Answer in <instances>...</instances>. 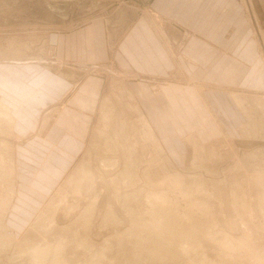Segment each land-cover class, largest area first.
Here are the masks:
<instances>
[{
  "label": "rangeland",
  "instance_id": "1",
  "mask_svg": "<svg viewBox=\"0 0 264 264\" xmlns=\"http://www.w3.org/2000/svg\"><path fill=\"white\" fill-rule=\"evenodd\" d=\"M190 3L0 0V74L22 75L21 51L47 61L62 34L61 55L85 61L63 64L81 96L64 128L89 139L62 151L40 136L43 111L22 127L34 139L10 126L14 110L0 118V264H32L27 246L54 236L69 264H264V35L253 0ZM162 16L187 35L167 37Z\"/></svg>",
  "mask_w": 264,
  "mask_h": 264
},
{
  "label": "crops",
  "instance_id": "2",
  "mask_svg": "<svg viewBox=\"0 0 264 264\" xmlns=\"http://www.w3.org/2000/svg\"><path fill=\"white\" fill-rule=\"evenodd\" d=\"M202 2L204 4V0H191L190 5L193 3V7L195 8L196 5L201 6ZM215 3H217V1ZM221 8H222V5L220 3L218 4L219 13H221V10H220ZM253 8L258 16V22H259L261 31L263 32V35H264V0H253ZM157 10L158 8H155V6L152 7L153 12L155 13L159 12ZM151 18L152 17L149 16L147 20L150 23L151 27H154V29L157 31L158 27L156 28V26L152 23ZM162 18H164L165 20L171 23V24L168 22L166 23V21L163 19L165 21V24L162 23V27H164L165 33L167 32V37L171 39L175 38V36H172L173 32L170 30L172 26H173L172 30H176L177 32L180 31V33H184V35H187L186 30H189L190 29L189 27L186 28V26L182 24L181 26L179 24H176L175 22L172 21L170 17L162 16ZM143 23H146V22H143ZM168 25H171L169 26L170 28L168 27ZM160 37L161 36H158V38L162 41ZM185 38L186 36L183 39ZM246 41L247 39L242 40V45H245ZM62 42H63L62 34L55 35L54 48L51 49V53H50V55L51 54L52 55L51 56L48 55L49 57L44 56L45 60L48 59L47 61H43V58L40 59L41 57L39 56H37L38 58H35V57L32 58L30 54L28 55L27 53H24L23 51H21V53L24 54L25 56L22 57L21 55H18V56H15L14 58L12 57L11 63L17 64V65L23 64V68L25 70L21 76L20 74L18 76V73H14V75H11V76L0 74V78L4 79L5 81V82L0 81V98L3 99L9 106H11L12 110H14V113L16 114V116L14 115L15 118H13L14 119V129L17 128V131L20 132L18 134H21L24 136L28 134L26 133V131H23L24 129L22 130V127L23 126H26V128L33 127L32 123L30 124L28 122V117H30V115H32V113H34L35 111L40 110L41 112L42 111L44 112V115L46 114L44 123L41 124L43 132H45V135H40L41 137H45L44 138L45 140H43V142L54 144L55 149H61L62 151L70 150L71 152H75V151L77 152L79 150L80 142L83 141L86 143L89 139H87L86 141L84 137H78L79 135L77 136L66 135L67 132L64 127L69 125V120H68L67 114H64L63 112L65 109L69 108V103H71V101L74 102V101L80 100L81 96L78 95L79 89H77L80 81L76 80L77 74H75V70L73 69L70 71L64 70L63 68L65 69H68V68L65 67L63 64L66 63L70 65V62L78 63V62H85V61H79V58L73 59V58L63 57V55H61L62 45H63ZM163 43L164 45L163 44L162 45L160 44V45L164 46L166 49L168 44H165L164 41ZM169 48L173 52V48L172 47H169ZM180 48L183 49L182 46ZM46 49L48 48L46 47ZM9 58L10 57H6L3 59H9ZM67 77H69V80L65 81L64 78H67ZM204 87L205 88L208 87V89L211 90L213 87H218V86H215L213 84H203L202 88ZM202 88L200 89L203 90ZM204 93L203 92L199 93L200 98L204 101L205 105L209 103L212 106L211 100L209 98H205ZM88 94L91 95V92ZM86 99L89 100V98H86ZM223 101L224 100L222 99V102ZM74 104H76L78 107V103H74ZM218 106H221V105L218 104ZM57 109H59L60 114L58 115L57 118H53L56 112L55 110ZM216 109L218 110V107ZM91 110H92V107H90V114L88 113L87 115L88 116L90 115L92 117ZM79 112L85 113L80 108H79L77 115H82ZM81 117L84 119V116H81ZM146 118L148 119L150 124L154 128H156L154 121H152V119H150L148 116H146ZM59 121L61 122V124L59 123ZM60 125L61 127H58ZM79 132L81 131L79 130ZM37 135L39 134L35 135L32 133L30 136L28 135L27 136L28 138L31 137V139H34V137H36ZM90 136H91V133H90ZM26 153L27 151L24 149V154ZM73 155L74 153L70 154V156H73ZM70 156L67 155L64 158L69 159L68 157ZM19 192H20V189H19Z\"/></svg>",
  "mask_w": 264,
  "mask_h": 264
},
{
  "label": "bare ground",
  "instance_id": "3",
  "mask_svg": "<svg viewBox=\"0 0 264 264\" xmlns=\"http://www.w3.org/2000/svg\"><path fill=\"white\" fill-rule=\"evenodd\" d=\"M237 100V99H236ZM109 101V100H108ZM240 101V100H239ZM3 102H4V104L5 105H3L2 106V102L0 103V107L2 106L4 109H5V111H3L4 112V115H2L1 116V114H2V112L0 111V118L1 117H3V116H5V113H11V110H12V107L11 106H9L4 100H3ZM104 104V103H103ZM104 111H105V108H104ZM109 111V110H108ZM111 112H109V113H111L112 115L111 116H114V114L112 113V111L113 110H110ZM114 113H116V112H114ZM9 114H6L7 116L9 115ZM11 115V114H10ZM8 116V118H10V120H11V118H13L12 116ZM109 115V117H106V114H105V118H110V114H108ZM7 116H5V117H7ZM5 117H3V118H5ZM142 117V116H141ZM111 119V118H110ZM6 120H8V119H6ZM104 120V119H103ZM106 120V119H105ZM119 120V119H118ZM9 122H11L10 124H12V125H10V126H12V127H14V119H12V121H9ZM118 125H120L121 126V123L120 124H118ZM124 125V124H123ZM146 125L148 126V128H149V130H150V132H151V135L154 137V133H152L153 131H152V127H151V125H148V123H146ZM116 127V126H115ZM122 127V126H121ZM125 127V126H124ZM12 129V128H11ZM122 131V130H121ZM120 133V132H119ZM97 135V134H96ZM105 136V135H104ZM155 139H157L156 137H154ZM114 140V139H113ZM122 140V139H121ZM135 141V140H134ZM152 143H154V142H152ZM158 143H160L159 141H158ZM198 143V142H197ZM127 144V143H126ZM146 145V144H145ZM157 145V144H156ZM127 147V146H126ZM139 148V147H138ZM155 148H158V147H155ZM110 149V148H109ZM160 149V148H159ZM90 151V150H89ZM104 151V150H103ZM163 151V150H162ZM161 151V152H162ZM93 152V151H92ZM117 152V151H116ZM120 153H122V151L120 152ZM127 153V152H126ZM96 154V153H95ZM119 154V153H118ZM136 154V153H135ZM109 155V154H108ZM112 156H113V154H111ZM114 155H116V154H114ZM120 155V154H119ZM137 155V154H136ZM120 156H122V155H120ZM124 156V155H123ZM130 156V155H129ZM158 156V155H157ZM137 157V156H136ZM132 158V157H131ZM13 159V158H12ZM119 159V158H118ZM12 161V160H11ZM163 161V160H162ZM169 161V160H168ZM13 162H15V161H13ZM12 162V163H13ZM118 162V161H117ZM103 164H106V163H103ZM112 164V163H111ZM106 166H107V164H106ZM110 166V165H109ZM112 166V165H111ZM90 167V166H89ZM143 167V166H142ZM141 167V168H142ZM103 168H105V165L103 166ZM100 169V168H99ZM126 169V168H125ZM87 170H89V169H85V171H86V173H88V171ZM96 170V169H95ZM98 170V169H97ZM134 170V169H133ZM84 171V172H85ZM92 171V170H91ZM99 171V170H98ZM105 171V170H104ZM114 171V170H113ZM132 171V170H131ZM82 172V171H81ZM90 172V171H89ZM93 173H94V171H92ZM92 173V174H93ZM104 173V172H103ZM102 173V175H104ZM125 173V172H124ZM133 173V172H132ZM95 174H98V175H100V171H99V173H97V172H95ZM144 174V173H143ZM89 176H93V175H90V174H88ZM148 175V174H147ZM84 177L85 176H87L86 174L85 175H83ZM108 176V175H107ZM133 176V175H132ZM88 177V176H87ZM87 177H86V179H87ZM96 177L99 179V177L96 175ZM89 178V177H88ZM92 178H93V180H92ZM91 178V180L92 181H95V179H94V177H92ZM109 178H110V176H109ZM84 179V178H83ZM85 179V180H86ZM97 179V180H98ZM100 179L101 180H105V178L104 179H102V177H101V175H100ZM121 179V178H120ZM131 179V178H130ZM133 179V178H132ZM131 179V180H132ZM150 179V178H149ZM181 179V178H180ZM74 180V179H73ZM84 180V181H85ZM130 180V181H131ZM135 180V179H134ZM82 181V180H81ZM81 181H79L80 183L79 184H81ZM99 181V180H98ZM98 181H96V182H98ZM129 181V182H130ZM181 181V180H180ZM83 182V181H82ZM90 182V181H89ZM100 183H99V185L100 184H102V183H104L103 181H99ZM102 182V183H101ZM106 182V181H105ZM109 181H107V183L106 184H108L109 185V183H108ZM123 182V181H122ZM112 183H115L114 181L112 182ZM135 183V182H134ZM86 184V183H85ZM87 184L89 185V183L87 182ZM91 184V183H90ZM117 184V183H116ZM116 184H114L115 186H116ZM126 184V183H125ZM129 184V183H128ZM136 184V183H135ZM83 185H84V183H83ZM82 185V186H83ZM88 185H86V186H88ZM92 185V184H91ZM103 185V184H102ZM131 185V184H130ZM72 186H73V184H72ZM75 186L77 187L78 185H76L75 184ZM82 186H80L81 188H84V187H82ZM90 186V185H89ZM105 186V185H104ZM110 187H111V185H109ZM109 186H108V188H109ZM115 186H114V189H115ZM127 186V185H126ZM178 186V185H177ZM74 187V186H73ZM73 187H71V188H73ZM90 187H93V186H90ZM95 187V186H94ZM99 187V186H98ZM106 188H107V186H105ZM105 187H104V189H105ZM117 187V186H116ZM122 187V186H121ZM75 188V187H74ZM73 188V189H74ZM87 188V187H86ZM97 188V187H96ZM181 188V187H180ZM70 189V188H69ZM95 189V188H94ZM100 189V187L99 188H97V190H99ZM104 189H103V193H104ZM110 189V188H109ZM63 190V189H62ZM82 190V189H81ZM81 190H80V193H81ZM119 190V189H118ZM117 190V191H118ZM66 191V189L64 190V192ZM73 191V190H72ZM83 191V190H82ZM84 191H85V189H84ZM90 191V190H89ZM95 192H96V190H94ZM94 191H93V193H94ZM100 192L102 191V189H100L99 190ZM106 191H109L110 192V190H106ZM105 191V192H106ZM125 191V190H124ZM141 191V190H140ZM61 192V191H60ZM63 192V191H62ZM61 192V193H62ZM75 193H76V190L74 191ZM73 192V193H74ZM100 192H98V193H100ZM108 192V193H109ZM190 192V191H189ZM79 193V189H78V194H80ZM84 193V192H83ZM83 193H81L82 195H83ZM112 193V192H111ZM151 193V192H150ZM63 194V193H62ZM62 194H60L61 196H63ZM123 194V193H122ZM140 194V193H139ZM148 194V193H147ZM81 195V196H82ZM87 195V194H86ZM96 196V195H95ZM102 195H100V197L97 199V200H99L100 198H101V200H102V198H105V196L103 197H101ZM63 197H65V195L63 196ZM74 197V196H73ZM76 197V196H75ZM91 197H93L92 195H91ZM109 197V196H108ZM111 197V196H110ZM113 197V196H112ZM115 197H117V195L115 196ZM120 197V196H119ZM157 197H160V196H157ZM201 197V196H200ZM81 198V197H80ZM85 198H87V196L85 197ZM84 198V196H83V200L85 199ZM88 198H90V197H88ZM87 198V199H88ZM97 198V197H96ZM121 198V197H120ZM61 199V198H60ZM86 199V200H87ZM92 199H94V198H92ZM187 199V198H186ZM62 200V199H61ZM81 200H82V198H81ZM90 200H91V198H90ZM119 200H122V198L121 199H117V201H118V203H119ZM161 200V199H160ZM169 200V199H168ZM80 201V200H79ZM88 201V200H87ZM92 201V200H91ZM90 201V202H91ZM150 201V200H149ZM148 201V202H149ZM60 202H62V201H60ZM65 202V201H64ZM89 202V203H90ZM133 202V201H132ZM145 202V201H144ZM143 202V203H144ZM162 202V201H161ZM95 203H97V202H95ZM93 204V202H91V204L93 205V206H91L90 204V206H91V211H89V213L91 212L92 213V211H93V213H94V208L97 206V204ZM117 203V202H116ZM77 204V203H76ZM110 204V203H109ZM122 204V203H121ZM123 205V204H122ZM126 205V204H125ZM147 205V204H146ZM89 207V206H88ZM103 207V206H102ZM141 207V206H140ZM157 207V206H156ZM155 207V208H156ZM72 208V207H71ZM94 210H93V209ZM113 208V207H112ZM136 208V207H135ZM159 208V207H158ZM100 209V208H99ZM109 209V207H107V210ZM126 209V208H125ZM111 210V209H110ZM95 211H97V210H95ZM101 211V210H100ZM109 211V210H108ZM131 211V210H130ZM133 211V210H132ZM152 211V210H151ZM163 211V210H162ZM161 211V212H162ZM112 212H114V211H112ZM155 212V211H154ZM157 212V211H156ZM88 213V214H89ZM92 213V214H93ZM109 213H110V211H109ZM134 213V212H133ZM159 213V212H158ZM91 214V215H92ZM161 214V213H160ZM109 215V214H108ZM112 215V214H111ZM162 215V214H161ZM114 216V215H113ZM112 216V217H113ZM91 216L89 217V218H86V221H90L91 219ZM114 218V217H113ZM104 219V218H103ZM53 220V219H52ZM141 220V219H140ZM153 220V219H152ZM83 221V220H82ZM114 221V220H113ZM52 222H54V221H52ZM51 222V225L53 224ZM85 223V222H84ZM108 223V222H107ZM152 223V222H151ZM54 224H55V222H54ZM159 224V223H158ZM192 224V223H191ZM81 225V224H80ZM87 226H89L88 224H86ZM86 225L84 226V227H86ZM151 225V224H150ZM57 226V225H56ZM92 226V225H91ZM140 227V226H139ZM135 228H136V226H135ZM138 228V227H137ZM136 228V229H137ZM162 228V227H161ZM86 229H88V228H86ZM90 229H92V228H90ZM139 229V228H138ZM66 230V229H65ZM158 230V229H157ZM6 231V230H5ZM52 231V230H51ZM89 231H91V230H89ZM93 231V230H92ZM138 232H140V229L138 230ZM149 232V231H148ZM147 232V233H148ZM50 233V232H49ZM92 233V232H91ZM120 233V232H119ZM145 233V232H144ZM152 233V232H151ZM185 233V232H184ZM94 234V233H93ZM97 234V233H96ZM95 234V236H98L99 234H97L96 235ZM139 234V233H138ZM12 236H13V234H11ZM90 235V234H89ZM88 235V236H89ZM140 235V234H139ZM145 235V234H144ZM3 236V235H2ZM2 236H0V237H2ZM5 236V235H4ZM142 237H144L143 236V234L141 235ZM147 236V235H146ZM151 236V235H150ZM14 237V236H13ZM49 237V236H48ZM54 237H56V239H54V243H49L48 241H47V239L45 240V242L44 243H41L42 242V240H41V242L40 243H38V244H35V245H30V246H27L28 248H27V250L26 251H24L23 253H28L29 254V256H30V258H28V259H30V261H32V264H69L68 263V261H66V262H64V260H66L65 258L66 257H64L65 255H64V247L65 246H63V240L61 239L62 237H57V236H54ZM148 238V237H147ZM174 238V237H173ZM84 239V238H83ZM82 239V240H83ZM89 239V238H88ZM152 239V238H151ZM161 239V238H160ZM238 239V238H237ZM11 240H14V239H11ZM26 240H28V239H26ZM143 240V239H142ZM150 240V239H149ZM226 240V239H225ZM30 241V240H29ZM146 241V240H145ZM155 241V240H154ZM235 241V240H234ZM33 242V241H32ZM38 242V241H37ZM59 242V243H58ZM86 242V241H85ZM171 242V241H170ZM226 243V242H225ZM65 244V243H64ZM69 244V243H68ZM89 244V243H88ZM29 245V244H28ZM66 245V244H65ZM79 245H80V243H79ZM78 245V246H79ZM152 245V244H151ZM166 246V245H165ZM235 250V249H234ZM255 251V250H254ZM195 252V251H194ZM178 253V252H177ZM251 256H253V255H251ZM25 258H27V256L25 257ZM24 260V259H23ZM16 261V260H15ZM60 261H63V262H60ZM19 262V261H18ZM96 263H98V262H96ZM100 263V262H99Z\"/></svg>",
  "mask_w": 264,
  "mask_h": 264
}]
</instances>
